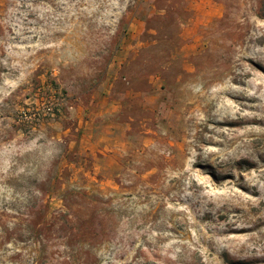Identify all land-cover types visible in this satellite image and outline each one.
I'll return each instance as SVG.
<instances>
[{
	"label": "rangeland",
	"instance_id": "1",
	"mask_svg": "<svg viewBox=\"0 0 264 264\" xmlns=\"http://www.w3.org/2000/svg\"><path fill=\"white\" fill-rule=\"evenodd\" d=\"M0 264H264V0H0Z\"/></svg>",
	"mask_w": 264,
	"mask_h": 264
},
{
	"label": "crops",
	"instance_id": "2",
	"mask_svg": "<svg viewBox=\"0 0 264 264\" xmlns=\"http://www.w3.org/2000/svg\"><path fill=\"white\" fill-rule=\"evenodd\" d=\"M114 128H117V126H114Z\"/></svg>",
	"mask_w": 264,
	"mask_h": 264
}]
</instances>
